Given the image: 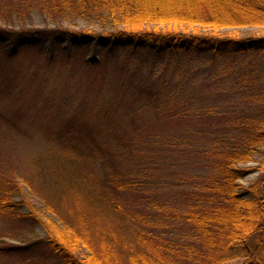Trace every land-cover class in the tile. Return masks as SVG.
Listing matches in <instances>:
<instances>
[{
    "label": "trees",
    "instance_id": "obj_1",
    "mask_svg": "<svg viewBox=\"0 0 264 264\" xmlns=\"http://www.w3.org/2000/svg\"><path fill=\"white\" fill-rule=\"evenodd\" d=\"M34 15L55 26L28 27ZM78 21L89 27L65 25ZM251 26L264 27V0H0L6 60L131 52L124 63L88 62L99 102L71 115L38 72L0 70V99L18 105L0 120L19 131L34 114L52 121L63 151L38 161L61 175L53 186L83 195L63 214L33 200L41 195L23 173L2 168L0 218L21 242L0 238V264H264V35L219 33ZM199 56L238 67L185 61Z\"/></svg>",
    "mask_w": 264,
    "mask_h": 264
},
{
    "label": "rangeland",
    "instance_id": "obj_2",
    "mask_svg": "<svg viewBox=\"0 0 264 264\" xmlns=\"http://www.w3.org/2000/svg\"><path fill=\"white\" fill-rule=\"evenodd\" d=\"M65 25L75 29L89 27L85 21H78L76 23L67 22ZM47 26L54 27L55 24L46 22L40 15H34L28 24V27L35 28H44ZM163 27H166V25ZM200 30L205 33L208 31L205 28ZM219 33L235 37L263 36L264 27L251 26L226 28ZM64 44L67 46V42ZM73 46V44H70V48ZM69 50H72V48ZM72 52L74 55L69 58H62V56L57 54L58 56H56L52 62H48L45 56L39 55L35 52L26 53L14 60H6L0 56V70L5 73L16 70L25 78L38 72V74L42 75L45 79L47 91L52 89L56 97L60 95L62 97L64 96L70 102V105H67L69 107L66 106L67 110L64 112L66 115H71L73 108L76 109V106L79 104H82L81 106L83 109H89L90 107L97 105L99 102L96 90L99 80L91 78L93 84L91 83L88 75L89 71L86 69L89 61L101 57L105 60L110 59L113 63H124L131 56V52L129 51H122L108 55L105 52L101 53L99 50L93 48L82 49L79 51L72 50ZM185 61L189 66H192V68L215 65L217 71H223L224 69L233 70L235 67H238V64L230 63L227 60L207 56L187 57L185 58ZM93 71L97 72V70H92V72ZM100 76L103 77V75ZM111 79L112 78L110 77L107 81H110ZM107 90L105 96L109 93L108 88ZM6 99L7 100L0 99V110L8 113L18 107L16 103L15 105L9 104L11 102L8 98ZM107 107L106 104L104 108ZM89 111L91 112V110ZM20 121L22 124V130L19 131L16 128H11V126L4 124L0 120V170H2V168L5 172L16 170L29 178L41 195L40 198L39 196L33 198L37 204L42 205L45 200L49 201L52 206L57 207L56 209L60 213L65 214L75 212L76 209L79 208L78 204H80L81 196H83L81 190L73 189L68 191L62 188L57 189V186L53 185H56L55 180L61 175L57 176L58 178L48 175V169L44 168L45 163H40V161H38L44 156H46L44 158H48L46 153L51 150L57 152L63 151V145L60 144V140L56 138L54 131H50L47 128L52 121L43 114H40L39 116L34 114ZM52 127L55 128V123ZM53 130H56V128ZM257 165V162L248 164V166L252 167H256ZM91 173L92 171H90V174ZM93 174L94 176L96 175L95 170H93ZM258 175L259 172H252L241 182L245 185H249ZM64 180L65 178L62 181ZM71 198H77L78 200L75 201ZM1 220L3 219L0 218V238L9 243H20L21 241L16 238L14 239L10 232L7 233L6 226L9 225ZM112 221L115 220L109 219L106 222L110 223ZM100 227L109 228L110 225L102 223ZM117 231L119 233L124 232V230ZM44 233L45 232L41 226L36 227V234L43 235ZM127 238V241H131V234H129ZM9 260L10 264H24L21 260L19 263L16 262L17 259L15 260L11 258ZM0 261L4 260L0 259ZM39 262L40 263L38 264H51L48 261L42 262L39 260ZM242 262L243 259H237L231 264H242Z\"/></svg>",
    "mask_w": 264,
    "mask_h": 264
}]
</instances>
